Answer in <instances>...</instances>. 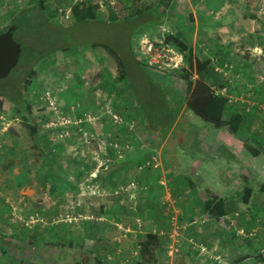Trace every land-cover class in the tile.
<instances>
[{
	"label": "rangeland",
	"instance_id": "obj_1",
	"mask_svg": "<svg viewBox=\"0 0 264 264\" xmlns=\"http://www.w3.org/2000/svg\"><path fill=\"white\" fill-rule=\"evenodd\" d=\"M40 1L0 0V30L19 8L37 9ZM87 1L44 0V6L51 22L68 29L63 40L118 45L126 78L103 47H71L35 67L25 91L26 110L0 95V231L11 242L35 249L3 257L0 248V264H146L140 251L150 233L165 244L156 251L158 264H264V166L251 165L245 154V184L253 193L243 199V185L229 181L234 189L226 188L229 172L218 189L194 165L200 160L211 168L221 154L210 142L197 141L201 130L214 125L187 109L191 90L185 80L187 63L180 52L163 44L168 34L180 33L193 58L208 60L194 49L189 24L183 26L196 22L194 9L187 5L193 0H173L165 23L134 37L133 51L147 63L151 77L134 62L125 32L119 40L123 27L110 22L115 14L120 19L123 14L136 15L134 8L125 10L124 0H118L113 8L91 7L77 21L73 9H82ZM250 14L264 22V12ZM59 36L52 31L51 39ZM222 58L217 55L211 62L216 70L219 63L228 64L221 68L223 78L218 77L224 82L218 78L219 82L228 85L232 80L230 95L242 97L247 108L254 107L252 100L264 89V76L250 69L248 75H238L242 91L233 73L250 59ZM13 75L14 70L8 78ZM150 80L175 96L179 109L175 121L173 111L161 118L168 98L152 95L156 85ZM213 80L208 82L214 85ZM7 86L8 79L0 82V91H7ZM146 93L152 99L146 97L142 112L135 98ZM232 113L230 108L227 119ZM155 128L166 134H154ZM252 141L264 154L261 139ZM224 157L229 165H238L232 156ZM216 192L232 193L228 215L220 219L206 204L215 201Z\"/></svg>",
	"mask_w": 264,
	"mask_h": 264
},
{
	"label": "trees",
	"instance_id": "obj_2",
	"mask_svg": "<svg viewBox=\"0 0 264 264\" xmlns=\"http://www.w3.org/2000/svg\"><path fill=\"white\" fill-rule=\"evenodd\" d=\"M124 4V9L129 10L131 7L137 12L136 15L123 14V17L120 19L117 14L110 19L112 24H120L119 26L123 27V30L118 32L117 35L122 39L125 32L124 39L126 41V46L128 45L129 49L132 50V54L134 58V62L141 67L142 72L147 76L151 77L148 71L146 70L147 63L139 57V54L133 51L132 41H134V37L139 34L142 30L148 27H156L162 23H165L166 19L169 18L168 8L172 4L173 0H124L122 1ZM142 3L140 6H137V3ZM144 3V4H143ZM44 0L40 1L37 9H25L19 8L18 11L14 14L11 21L9 22L6 28L0 30V33L7 30L11 25H16V30L14 32L15 39L22 46V54L17 66L13 69L16 72V75L11 76L8 79L7 91H0V95L3 96L5 101L7 100L13 106L17 107L19 110H26L28 108V104L26 103L25 91L28 89L30 83L28 81L29 77L33 75L35 67L38 63L45 59L46 57L51 56L57 52H67L71 47H86L90 49H95L99 47H103L107 52L113 55L118 63L121 74L126 78V71L124 69L125 63L121 59V55L117 51L115 46H111L110 44L104 41H80L75 43H70L68 40L62 39V34L67 31L66 27H62L57 25L56 23L51 22L49 16L46 13V8L44 6ZM85 5V3H83ZM91 7H95L97 9L101 8L95 0H88L86 6L82 9L76 6L73 9V15L77 21L86 17V14L89 13V9ZM79 25L80 23H76ZM109 25V23H106ZM76 25V26H77ZM106 26V25H104ZM72 29V28H70ZM112 29V28H110ZM52 31L54 36L57 34L61 35L56 39H51ZM35 36V42L31 41L32 37ZM122 36V37H121ZM50 37V38H49ZM130 42V43H129ZM124 44V43H123ZM164 46H169L177 50L183 56L185 62L187 63V70L189 73L185 76V80L189 87H191L190 95L188 97L186 106L189 112L195 116L197 119L199 118L202 122L218 126L224 123V117L227 113L229 101L232 100V95L229 93V84L232 83V80H229L228 85H222L218 81V78L222 77L221 73H223V69L228 66L227 63H219L217 70L214 67H211L210 59L203 61L199 58H193L192 49L189 44L183 40V37L180 33L168 34L165 36L163 41ZM148 68V67H147ZM220 72V73H219ZM194 73L198 76L197 79L192 80L191 74ZM226 74V73H225ZM214 75V76H213ZM219 77H218V76ZM216 78V79H215ZM219 78V79H220ZM209 79H214L213 84L208 82ZM152 80V79H151ZM150 82H153L151 81ZM221 80V79H220ZM224 81V79H222ZM221 80V81H222ZM0 81V82H2ZM149 82V83H150ZM154 83V82H153ZM156 85V89L153 90L152 95H156L159 97L162 95L163 97L168 98V104L163 106L165 114L163 113L162 117H166L169 114V111H173L174 113V121L176 120L179 109L176 104V98L166 89L164 91L160 90V85L154 83ZM215 86L218 87V91L215 90ZM233 86V85H231ZM5 88V87H4ZM128 91L133 95L131 91V87L127 86ZM1 90V88H0ZM148 91V90H147ZM239 91V90H238ZM152 95L146 93V96L143 98H135V101L138 104L140 111L144 112L146 108H144V103L148 100L152 99ZM148 96V100H146ZM230 97V99H229ZM164 99H161L162 101ZM240 101L244 104V100L242 97H239L236 100H232L233 102ZM246 103V102H245ZM151 108V106H150ZM153 110L157 109V106H152ZM156 118V117H155ZM157 122L160 119L156 118ZM173 121V122H174ZM171 123L169 127V131L174 123ZM146 128L149 131V124H146ZM154 131V130H153ZM31 132L33 134H37V129H32ZM154 134H162L165 135L166 132L162 131L161 128H155ZM259 154L258 156H260ZM245 157V156H244ZM246 158V157H245ZM250 161V164L256 166H264V154L258 157L257 162H252L251 158H246ZM252 162V163H251ZM263 170V169H261ZM264 171V170H263ZM262 192H264V183L261 187ZM253 193V189L250 187H245L244 189V197L249 199ZM215 201H207L206 204L211 208L212 213L218 218H222L228 215L227 204H231L232 198L229 201H225L222 198H214ZM147 241L142 245L140 254L141 258L146 262V264H158V258L156 255V251L161 250L165 247L164 242H160L158 237L155 234H147ZM0 248L2 251V256L5 257L7 254H12L17 251H29L35 249L29 246H22L17 242H11L7 239L5 235L0 231ZM87 255V254H85ZM262 258V257H260ZM13 259V258H12Z\"/></svg>",
	"mask_w": 264,
	"mask_h": 264
},
{
	"label": "crops",
	"instance_id": "obj_3",
	"mask_svg": "<svg viewBox=\"0 0 264 264\" xmlns=\"http://www.w3.org/2000/svg\"><path fill=\"white\" fill-rule=\"evenodd\" d=\"M187 5L190 9H194L191 13L195 15L196 22L183 23V26L189 24L192 29L190 39H194V49L196 48L200 54H206V58L210 61L217 55L223 57L224 61L250 59V63L235 67L233 74L246 76L248 75L246 70L250 69L256 73L255 75L264 76V22L250 14L251 12H264V0H193ZM255 61L260 63L256 67L253 65ZM237 78L243 91V81L239 76ZM238 90L236 87V93L239 92ZM260 92L259 98L252 100L254 107L251 108H247L248 104L245 102L244 104L239 101L232 103V100L237 98L231 97L227 113L230 108L234 113L230 118L227 119L229 115L226 114L222 125H212L214 128L201 130L200 134H197V141L210 142V145L215 146L216 151L221 153L214 157L211 168L205 161L194 162L197 169L207 173V178L211 177L210 180L215 188L220 189L224 186L225 173L229 172L226 188L230 191L234 189L229 182L232 181L237 184V187L240 184L243 185L241 188L244 191L246 187L244 156L250 155L251 161L257 162V158L263 154L261 148L254 147L252 141L254 138L261 139L260 142H263V145L259 142V146H264V105L262 104L264 89H260ZM242 93L245 94V92ZM259 154L261 155L258 156ZM228 155L232 156L233 161H237L238 165L236 163L229 165L224 157ZM216 195L218 198L225 199L226 202L232 198V193L225 195V193L216 192Z\"/></svg>",
	"mask_w": 264,
	"mask_h": 264
},
{
	"label": "water",
	"instance_id": "obj_4",
	"mask_svg": "<svg viewBox=\"0 0 264 264\" xmlns=\"http://www.w3.org/2000/svg\"><path fill=\"white\" fill-rule=\"evenodd\" d=\"M15 30L16 25H11L0 33V79L8 77L22 54V46L14 37Z\"/></svg>",
	"mask_w": 264,
	"mask_h": 264
},
{
	"label": "built area",
	"instance_id": "obj_5",
	"mask_svg": "<svg viewBox=\"0 0 264 264\" xmlns=\"http://www.w3.org/2000/svg\"><path fill=\"white\" fill-rule=\"evenodd\" d=\"M95 1L98 3V5L101 8L107 9L108 7L113 8L116 5L118 0H95Z\"/></svg>",
	"mask_w": 264,
	"mask_h": 264
}]
</instances>
